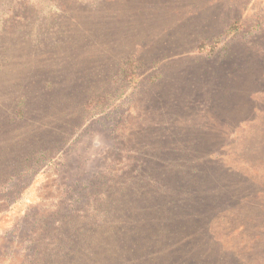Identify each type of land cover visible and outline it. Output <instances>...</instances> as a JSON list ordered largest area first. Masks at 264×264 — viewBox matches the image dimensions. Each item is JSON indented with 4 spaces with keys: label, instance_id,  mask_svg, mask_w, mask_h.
<instances>
[{
    "label": "rangeland",
    "instance_id": "374dc122",
    "mask_svg": "<svg viewBox=\"0 0 264 264\" xmlns=\"http://www.w3.org/2000/svg\"><path fill=\"white\" fill-rule=\"evenodd\" d=\"M0 264H264V0H0Z\"/></svg>",
    "mask_w": 264,
    "mask_h": 264
},
{
    "label": "trees",
    "instance_id": "16d2710c",
    "mask_svg": "<svg viewBox=\"0 0 264 264\" xmlns=\"http://www.w3.org/2000/svg\"><path fill=\"white\" fill-rule=\"evenodd\" d=\"M168 206L170 207V209H171V207H173V206H172V204H169ZM137 207H138V203H136V206H135V205H133V206H132V210H133V209H135V210H136V209H137ZM119 236H122V234H121V235H119ZM122 238H123V237H122ZM124 248H127V247H124ZM48 253H49V252H47V254H48ZM116 254H117V253H116ZM43 256H44V253H43Z\"/></svg>",
    "mask_w": 264,
    "mask_h": 264
}]
</instances>
